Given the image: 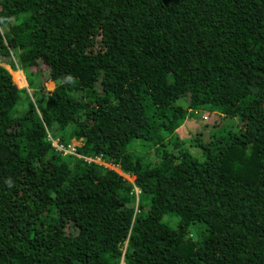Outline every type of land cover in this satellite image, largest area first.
I'll use <instances>...</instances> for the list:
<instances>
[{
    "label": "trees",
    "instance_id": "1",
    "mask_svg": "<svg viewBox=\"0 0 264 264\" xmlns=\"http://www.w3.org/2000/svg\"><path fill=\"white\" fill-rule=\"evenodd\" d=\"M0 264H264V0H0Z\"/></svg>",
    "mask_w": 264,
    "mask_h": 264
},
{
    "label": "built area",
    "instance_id": "2",
    "mask_svg": "<svg viewBox=\"0 0 264 264\" xmlns=\"http://www.w3.org/2000/svg\"><path fill=\"white\" fill-rule=\"evenodd\" d=\"M51 145L54 147V149L59 152L61 155H74L79 158H82L84 161L88 162H94L101 165L109 166V164L105 163L100 156L95 155H83L78 152L77 149V143L71 142L69 144H64L62 142H59L58 140L50 139ZM136 192L138 193V189L136 188Z\"/></svg>",
    "mask_w": 264,
    "mask_h": 264
},
{
    "label": "rangeland",
    "instance_id": "3",
    "mask_svg": "<svg viewBox=\"0 0 264 264\" xmlns=\"http://www.w3.org/2000/svg\"><path fill=\"white\" fill-rule=\"evenodd\" d=\"M2 64L11 72L13 79H15L14 75H15L16 72H21L22 76H24V71L22 69H17V67H13L11 64H5L4 61L2 62ZM26 85H27V83H26V80H25L24 83L20 84L19 86L22 87V86H26ZM44 85H45V88L47 90H52L53 87H54V82L51 81V80H46V81H44ZM29 92L31 94V90L30 89H29ZM213 115H214V120L217 119V121L221 122L222 124L228 125V126L233 127V128H237V121L236 122H233L232 119L223 118V117L221 118V117L217 116L216 114H213ZM198 125H200V123H198ZM71 142H75V143H77V145L80 144V142L79 141H76V140H72ZM193 153H194V155L199 156V157L202 155L201 151L198 148H197V151L196 152H195V149H194L193 150ZM126 177L128 178V176H126Z\"/></svg>",
    "mask_w": 264,
    "mask_h": 264
}]
</instances>
